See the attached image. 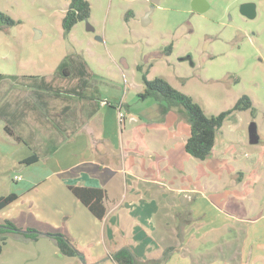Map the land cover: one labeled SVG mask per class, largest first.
<instances>
[{
    "label": "rangeland",
    "instance_id": "1",
    "mask_svg": "<svg viewBox=\"0 0 264 264\" xmlns=\"http://www.w3.org/2000/svg\"><path fill=\"white\" fill-rule=\"evenodd\" d=\"M88 1L90 16L65 34L62 20L70 0H0V10L17 21L0 29V73L19 76L17 80L0 79V196L28 183L29 178L25 182L15 179L18 175L40 180L53 167L65 164V147L56 157L44 153L87 129L99 108L89 128L106 117L125 120L119 144L112 149L123 167L119 172L108 167L104 175L107 182L117 187L118 182L129 178L123 169L134 157L139 165L169 167L170 174L157 172L154 178L159 191L166 190L173 200L184 194L201 199L215 192L226 198L244 196L245 202H256L257 211L252 216L261 217L264 0H203L202 10H194L193 0H161L146 24L143 17L151 8V0ZM247 2L255 4L254 17L241 12V5ZM170 44L172 52L167 53ZM67 56L71 57L70 75L60 74L58 66ZM81 60L89 72L83 86L75 72ZM146 70L149 79L162 76L191 95L207 115L232 108L243 94L251 97L253 108L229 114L209 157H193L185 150L189 123L175 112L164 114L154 98L138 96L144 89ZM29 75L45 76L51 89L34 92L32 84L38 80ZM169 116L177 122L163 137L140 127L141 119L154 120L151 123L155 126L160 123L158 118ZM252 122L257 124V143L249 138ZM5 125L26 144L16 141ZM98 145L105 147L100 142ZM75 148L81 151V144ZM34 152L41 155L38 163H21ZM168 179L173 184L169 189L163 184ZM119 191H123L122 186ZM164 198L160 196L162 208H172ZM0 217H5L1 211ZM16 220L22 227L26 224V217ZM38 226L45 227L42 223ZM233 237L234 233L222 236L218 244L226 245V239ZM0 264L88 263L82 255H62L49 236L36 241L12 232L3 245Z\"/></svg>",
    "mask_w": 264,
    "mask_h": 264
},
{
    "label": "crops",
    "instance_id": "2",
    "mask_svg": "<svg viewBox=\"0 0 264 264\" xmlns=\"http://www.w3.org/2000/svg\"><path fill=\"white\" fill-rule=\"evenodd\" d=\"M99 111L98 108L91 117V124ZM175 120L170 116L158 118L160 123L153 126L154 120L141 119L140 127L163 137ZM124 123L115 116L106 117L104 122H94L90 128L88 125L44 153L46 157H56L65 147L67 162L53 167L40 180L21 175L20 180L29 178L28 183L15 191L19 195L16 200L0 210L5 214L0 222L9 219L23 229L63 232L88 264H117L110 254L122 246L131 247L141 264H264V214L252 216L257 211L254 200L245 202L247 198L237 195L226 198L218 192L201 199L184 194L173 200L166 190L159 191L154 178L157 172L170 174L169 167L139 165L134 157L123 169L129 178L118 182L117 187L105 180L108 167L117 172L123 167L112 149L119 144ZM78 143L81 151L75 148ZM163 184L166 188L173 185L169 179ZM70 185L103 188L106 215L97 218L73 194ZM121 186L123 191L116 192ZM160 196L172 208L163 209ZM23 217L26 224L22 227L16 218ZM41 223L45 227H39ZM231 233L236 238L226 239V245L218 244L222 236ZM168 247L174 249L165 262H160Z\"/></svg>",
    "mask_w": 264,
    "mask_h": 264
},
{
    "label": "trees",
    "instance_id": "3",
    "mask_svg": "<svg viewBox=\"0 0 264 264\" xmlns=\"http://www.w3.org/2000/svg\"><path fill=\"white\" fill-rule=\"evenodd\" d=\"M91 5L88 0H70L68 9L62 20V26L65 34L69 33L72 28L83 19H87L90 16ZM17 23L15 19L0 10V29L4 25H13ZM173 45L170 44L166 51L169 53ZM71 57L65 58L58 66V73L64 75H70L69 61ZM75 70L77 76L82 80V84H87V76L89 75L86 69L85 62L81 60L79 66H76ZM139 70H143L141 65L137 66ZM151 67V66H150ZM148 70L143 71L144 89L138 93L141 99L154 98L161 105V110L164 114L175 112L179 118L186 120L190 125V135L185 142V150L188 154L199 159H206L211 154L215 143L217 133L222 127L225 119L229 114L235 110H246L253 108V100L247 94H243L236 104L227 110H224L218 114L207 115L202 106L195 101V99L174 87L166 78L162 76H156L153 79L148 78ZM29 77L38 80L32 85L35 86L34 92L39 90L48 91L51 89V84L46 81L45 76L29 75ZM10 78L17 80L18 75H10L0 73V79ZM72 91L78 92L76 89ZM5 129L9 134L14 136L16 141L26 142L19 135L5 125ZM40 156L34 152L31 155L21 160L22 164L33 165L38 163ZM70 189L73 194L84 204L89 210L99 219H102L107 212L105 205L106 191L103 188L76 186L70 185ZM18 194L15 191H11L6 195L0 196V210L12 203L18 198ZM16 232L21 233L24 237L32 240H38L41 236L46 235L51 237L57 243V246L62 255L77 256L79 250L71 243L68 236L63 232H42L33 227H27L25 229L18 227L13 221L5 219L0 222V255L3 251V245L6 243L8 234ZM173 247L165 249L163 256L159 260L165 262L169 256ZM110 258L117 264H141L137 258L133 249L129 246H122L110 254ZM100 261H103L100 260ZM97 262L96 264H98Z\"/></svg>",
    "mask_w": 264,
    "mask_h": 264
},
{
    "label": "water",
    "instance_id": "4",
    "mask_svg": "<svg viewBox=\"0 0 264 264\" xmlns=\"http://www.w3.org/2000/svg\"><path fill=\"white\" fill-rule=\"evenodd\" d=\"M161 0H151V8L147 12V14L143 17V24H146L149 21V15L154 10L155 6L159 4ZM193 8L194 10H202L203 9V0H193ZM241 12L248 16V17H254L256 15V8L255 4L251 2L243 3L241 5ZM249 138L251 143H257L259 141V137L257 134V124L256 122H252L249 126ZM79 255H82L79 252Z\"/></svg>",
    "mask_w": 264,
    "mask_h": 264
},
{
    "label": "built area",
    "instance_id": "5",
    "mask_svg": "<svg viewBox=\"0 0 264 264\" xmlns=\"http://www.w3.org/2000/svg\"><path fill=\"white\" fill-rule=\"evenodd\" d=\"M21 178H22L21 175H18L15 177V179H17V180H20Z\"/></svg>",
    "mask_w": 264,
    "mask_h": 264
},
{
    "label": "flooded vegetation",
    "instance_id": "6",
    "mask_svg": "<svg viewBox=\"0 0 264 264\" xmlns=\"http://www.w3.org/2000/svg\"><path fill=\"white\" fill-rule=\"evenodd\" d=\"M170 52H172V49H171V51Z\"/></svg>",
    "mask_w": 264,
    "mask_h": 264
}]
</instances>
